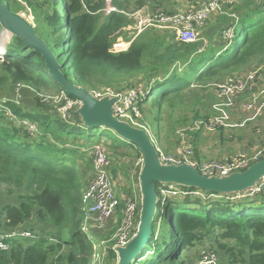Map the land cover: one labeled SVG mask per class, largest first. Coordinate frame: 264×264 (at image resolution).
I'll use <instances>...</instances> for the list:
<instances>
[{
	"label": "trees",
	"instance_id": "16d2710c",
	"mask_svg": "<svg viewBox=\"0 0 264 264\" xmlns=\"http://www.w3.org/2000/svg\"><path fill=\"white\" fill-rule=\"evenodd\" d=\"M112 1L113 6L123 10L117 0ZM30 2L35 5L36 14L37 6L45 10V21L52 30L49 33L60 35L53 39L54 44L63 46L68 37L61 33L56 12L58 2ZM61 2L65 29L70 33L66 57L71 56V61H65L64 53L59 54L63 72L74 77L73 83L89 88L95 87L93 82H100L101 78L102 86H106L120 83L123 75L141 77L142 82L147 81L145 96L149 98L144 100L145 96H140L135 106L148 105L153 118L165 107L178 112L181 104L192 109L194 105L187 99L193 98L199 86L205 90L204 87L221 81L227 70L233 73L245 69L264 51V17L261 16H264V4L256 5L252 1L233 6L231 13L237 17L225 15L218 25L219 31L216 28L207 32L209 45L204 51L200 52L202 41L185 42L171 31L162 34L163 30L150 29L129 50L118 53L111 51V36L135 21L131 24L126 14L112 12L102 23L97 13L103 1ZM232 30V38L226 39V32ZM216 36L219 39L214 43ZM9 49L11 56L2 61L5 74L0 76V84L24 83L41 91L46 86L73 97L49 75L39 52L18 37H13ZM136 85L131 84L132 88ZM28 95L32 98L30 102L23 100L17 104L7 99L0 106V190L4 191L6 202L0 208V230L17 232L18 236L8 250L0 251V264H89L94 239L81 228L85 217L83 191L89 184L86 176L92 173L90 168L93 170L88 147L92 138H100L101 127L85 126L76 111L66 120L58 108L42 102L36 93ZM210 98V94H202L190 100L205 102ZM32 103L37 105L28 107ZM8 111L15 119L27 118L38 124L40 134L31 135L11 119ZM208 117L200 111L195 115L197 120ZM204 192L219 197H174L166 202L170 223L159 233L153 222L152 238L141 254L143 258L135 263L186 264L188 256L183 252L207 240L216 249L214 252L221 254L223 264H264V191L236 201L223 197L227 194ZM170 235L173 244H167ZM110 251L114 258L116 253Z\"/></svg>",
	"mask_w": 264,
	"mask_h": 264
},
{
	"label": "rangeland",
	"instance_id": "374dc122",
	"mask_svg": "<svg viewBox=\"0 0 264 264\" xmlns=\"http://www.w3.org/2000/svg\"><path fill=\"white\" fill-rule=\"evenodd\" d=\"M2 1L7 3L12 11L15 12L25 11L28 15L30 14L28 8L26 9V7L19 2H15L14 0H2ZM101 1H103V5L100 11L97 13V15H100L102 17L103 19L102 23L105 21V18H107L112 12H118V13L122 12L128 16L129 21L132 24V22H134V19L129 14L139 4L138 1L141 0H117L118 3L121 4L123 10L117 9L116 6L106 7L105 0H99V2ZM142 1L147 2L149 0H142ZM190 1L191 0L187 1V5L189 4ZM111 2L113 3L112 0H108L107 4H111ZM34 7L35 5L32 6L31 13L34 15L37 33L44 40L49 42L50 46L53 48L57 56H59V54L63 52L64 60L71 61V56L68 55V57H66L68 53V46L70 43L69 41L70 33L68 32V30L65 29L67 28L66 24L64 23L65 11L61 0L58 1L56 12L60 18V22L62 25L61 33L64 34L66 37H68V39H66L63 46L54 44L53 38L55 39L59 38L60 35L59 32L58 33L55 32L53 35L49 33L52 32V30L49 29L48 23L45 21V10L37 6V8L39 9L36 14L35 11H33ZM212 16L211 17L214 19L213 23H216L217 25L221 24L222 20L225 19V17H223L225 15L219 14ZM256 16L258 17L259 13L256 12L255 17ZM261 16L264 17L263 15ZM150 29H155V28L138 30V28H135L134 24H132V25H128V27L124 28L123 30H121L120 28L117 29L111 36L112 38L111 51H113L114 53H118L121 51L129 50L132 44L136 40H138L137 38L140 35H142L144 32L146 33ZM160 31L162 32V30ZM163 31L164 32H162V34L170 32L169 29H164ZM232 35H233V30L230 31L228 34H225V37H228L226 39H230L232 38ZM201 36L204 38L202 42L207 47L209 45L208 33L205 30H203ZM12 39L13 36L9 32H4V29H2L0 26V55L3 54V49H4L3 47L9 48L11 46ZM218 39L219 37L216 36L213 40L214 43H216ZM8 52L9 53L6 54L5 57L11 56L10 49ZM3 60H4L3 58H0L1 77L5 74L2 65ZM255 68H261L262 71L261 87L263 88V91L261 92L263 93L261 94V98L264 100V52L261 53L256 60H253V62L249 63L245 69L235 70V72L233 73H230L228 70L224 72L221 75V81L226 80L230 77L239 76L243 74L246 70L255 69ZM69 79L72 82L73 81L75 82L74 77L69 76ZM93 83L96 84L95 87H90V88L86 86L83 87H85L90 92L97 90H104L105 88L110 87L114 89L116 93H121V94H126L123 91H127V89H130V91L134 90V92L137 93V96H145L147 92L146 90L147 81L142 82V78L139 76L130 77L128 75H123L120 79V83L109 84L106 86H102L104 83L103 78L100 79V82L96 80ZM131 84H137V85L135 86V88H132ZM204 89L205 90L202 89V86H199V88L196 89L197 91L193 92L194 94L193 98L190 99H195L197 97H200L202 96V94L203 95L210 94L211 98L206 100L205 102L187 99L189 100L188 101L189 104L194 105V107H192V109L190 110L184 108L181 104L178 107L179 108L178 112L177 110L172 111L169 108L165 107L162 113L157 114L156 118H153L152 109H150L148 105L143 104V106H141L140 108H138V106L137 107L134 106L136 107L135 110H133L132 107L130 112L127 113V117L123 120L131 122V124L136 127L145 129L149 133L156 148L160 150V152H162L165 156L179 157L182 158L184 161L195 163L200 166H202L207 161H211L215 159L226 161V160H231L233 158H237L238 154L243 153L245 150H247L246 147H250V143L254 144L253 147H257L256 151L262 150L264 148V109L263 112L260 114V116L258 115L252 116L256 118L255 120L253 119L254 121L252 122L250 120L247 122L245 121L244 123L242 122L236 123L234 126L225 125L222 127L217 126L213 128H210L208 126V123L204 122L198 128L195 127L196 122L205 120L204 118L198 120L195 119V115L197 114V111H200L202 116L204 115L211 116L213 114L212 105L213 102L216 100V94L214 96V87L213 85H209L208 87H204ZM32 92L36 93V95L38 96V98L42 100V102L48 103L51 106H54V108L56 109L57 108L61 109L60 107L64 101V98L59 97L62 94L61 91L56 92L51 87L48 88L46 86L42 87V91H41V89L37 90L24 83L13 84L10 82H5L0 84V106L7 99L12 102H16L17 104H22L23 100L25 101L28 100L30 102L32 101V98L28 94ZM147 98H149L148 95L144 97V100H146ZM239 98L241 101H237L236 104L238 106H240V102L245 101L247 97L240 96ZM33 104L37 105L36 103H32V104H28V107H30V105ZM181 107H182V111L180 110ZM241 110H243V107H236L234 112L230 113L229 117L232 119L231 124L236 119H243L245 113L244 111ZM146 114H148L149 116H147ZM145 117L150 118L151 119L150 122L147 121ZM255 121L257 122L260 121L261 123L253 124ZM181 124H183L184 126L183 128L182 126H180ZM104 128L105 127L100 128V132H101L100 138L99 137L92 138L93 141L90 144L91 147L90 145H89L90 148L88 147V154L89 156L92 157V162H93L92 146H94V144L98 141H102V142L104 141L108 144L106 147L108 149V153L111 159L110 168H111V175H113L112 178L115 184L114 189L117 198L120 202V205H122V207L121 209L118 207L115 215L113 216L110 222L109 227L106 230L98 229L93 219H91L89 223H87L86 226H87V230L89 231V235L94 239V245L89 250V262L90 263L92 262L94 253H99L101 256V260L99 264H118L117 254L114 258L111 257L110 250H112L111 248L115 243L114 236L121 223L124 201L128 197L139 196V194H141L138 175L140 172L139 167L141 166V163L143 161V155L133 144L122 140L113 131L104 132L103 131ZM39 131H40V127L37 126L38 134H40ZM114 134L119 139H116V136ZM112 138H114L117 141L116 142L117 144L113 142ZM123 142H125L126 144ZM186 144L189 146V148H191V152L189 153H187L184 150ZM179 152H182V154H180ZM90 170L92 171V173L90 172L88 176H86L88 182L93 175V170L91 168ZM3 194L4 191L0 190V208L2 205L6 203L4 201L5 196ZM223 197H226L228 200L232 201L230 199V196L228 195H224ZM85 208L86 207L84 205L83 207L84 214H86ZM158 219H159V223L157 224ZM153 221H154V225H156L157 231L160 233L161 229H164L167 226V224L170 223L169 214L165 212L161 213V207L158 206ZM167 230L169 231L170 229ZM168 237H170V240L167 242V244H171V243L173 244V240H171L173 236L170 235ZM208 249H213V251L214 250L216 251V249L212 247L211 242L205 240L204 242L199 243L198 245L185 250L183 252V255L188 256V261L186 264H197L200 261L199 259L201 258L200 257L201 254ZM173 252L174 250L172 248L171 253ZM149 256L150 255L145 256L144 258L147 259L149 258ZM218 256L222 262L221 254L218 253ZM135 262H133L132 264H138L141 263L142 261L138 263Z\"/></svg>",
	"mask_w": 264,
	"mask_h": 264
},
{
	"label": "built area",
	"instance_id": "2783aa9c",
	"mask_svg": "<svg viewBox=\"0 0 264 264\" xmlns=\"http://www.w3.org/2000/svg\"><path fill=\"white\" fill-rule=\"evenodd\" d=\"M21 3L28 8L30 14L25 11L19 13L23 15L30 23L35 25L34 15L31 13L32 4H43L45 0H14ZM57 2L59 0H56ZM245 1H252L256 5H263L264 0H191L187 7L182 11L168 12L163 9H158L152 12H147L143 7L136 8L130 12L135 21L134 26L138 30L155 28V29H169L175 34L177 39L185 42H198L204 38L201 36L204 28H206L208 21L212 15H226L237 17L235 13H231V8L236 4H240ZM110 5V4H108ZM109 7V6H108ZM230 11V12H229ZM4 32H7L4 30ZM230 31L226 32L228 34ZM3 54L0 58L5 59L7 54V47H3ZM206 46L204 45L201 51H204ZM261 68L248 69L239 76L230 77L226 80L213 83L214 91L216 94V100L213 102L212 109L213 114L204 121H198L195 123V127L198 128L204 122L208 123L210 128L217 126H234L236 123H244L245 121H252L256 118L254 115L260 116L264 109V100L261 98L263 88L261 87ZM92 93L101 98L106 95L112 97H118V101L115 106L119 111L120 119H125L127 113L131 108L136 109L135 102L140 96L134 90L126 93H116L114 89L107 87L104 90L92 91ZM251 95V96H250ZM240 96H246V100L240 102V107H243L245 115L243 119H236L232 124V119L229 117L230 113H233L236 107H239L236 103L240 100ZM61 98H64V103L61 105L59 113L66 120L72 118V112L76 111L82 105V101L76 97L69 98L62 93ZM8 115L12 120L23 125L27 132L36 136L37 126L35 122L30 119H15V115L8 111ZM256 116V117H258ZM131 123V122H130ZM238 126V125H237ZM39 127V126H38ZM93 147V175L89 181L88 187L83 191V202L85 205L86 214L81 224V228L87 233V223L91 219L94 220L95 225L100 230H106L110 221L115 215L120 202L117 198L114 189V181L111 175V159L108 153L106 145L102 141H98ZM158 150V149H157ZM184 150L189 153L191 148L186 144ZM161 162L163 164H189L197 167L199 171L206 176H227L234 172L244 171L253 163L264 158V148L255 152H243L238 154L237 158L231 160H211L205 162L202 166L195 163L184 161L182 158L165 156L160 150H158ZM182 154V152H179ZM144 160L139 167L140 171L143 166ZM140 174V172H139ZM139 176V175H138ZM179 186L175 183H161L158 185V205L161 210L165 208V204L169 199L174 197H219L216 194L206 195L202 189L190 188ZM264 191V177L258 182V184L243 193L227 194L232 201L241 200L247 196H254ZM140 206H141V194L139 196L128 197L124 201L123 214L120 226L114 236L115 243L112 246L114 251L115 247L126 246L137 232L139 218H140ZM25 235L31 236L29 232H24ZM18 238L17 232H6L0 230V251H6L11 246L12 240ZM101 256L99 253L93 254V260L89 264H99ZM200 261L197 264H223L218 254L213 250H206L201 254Z\"/></svg>",
	"mask_w": 264,
	"mask_h": 264
},
{
	"label": "water",
	"instance_id": "95a60500",
	"mask_svg": "<svg viewBox=\"0 0 264 264\" xmlns=\"http://www.w3.org/2000/svg\"><path fill=\"white\" fill-rule=\"evenodd\" d=\"M0 26L13 37L20 38L29 48L39 52L44 58L49 75L59 83L66 93L82 101L77 109L85 126L89 128L105 127L112 130L122 140L133 144L143 155V166L139 174L141 206L137 232L124 247L117 246L114 251L118 264H132L143 258L153 234V220L158 208V185L175 183L188 188L202 189L206 192L236 194L254 188L264 177V158L253 163L244 171L227 176H206L197 167L189 164H163L159 152L149 133L119 117L115 106L118 97L106 95L96 97L85 87L73 83L63 72V65L46 40L36 31L19 12L0 0ZM164 208L162 212L167 213ZM159 223V219L157 224Z\"/></svg>",
	"mask_w": 264,
	"mask_h": 264
},
{
	"label": "crops",
	"instance_id": "0c3cea01",
	"mask_svg": "<svg viewBox=\"0 0 264 264\" xmlns=\"http://www.w3.org/2000/svg\"><path fill=\"white\" fill-rule=\"evenodd\" d=\"M107 1L108 0H105L106 7H108V6L109 7H114L112 4L108 5L107 4ZM187 1H189V0H149L147 2H144V1L141 0V1H138L139 4L134 9L140 8V7H144V10L147 11V12H152V11L157 10V9H163V10H166L168 12H176V11H182V10H184L187 7ZM87 12H90V11L87 10ZM212 17H211L210 21L208 22L206 28H204V30L206 32H208L211 29L219 28V26H218L219 24L217 25L216 23H213L214 22V19ZM219 30H220V28L217 29V31H219ZM53 39H55V38H53ZM239 101H241V100H239ZM252 121H254V120H252ZM257 121H255L253 124H255V123H258L259 124V123H261L260 121L259 122H257ZM250 128H251V126H250ZM253 146H254V144L250 143V147H246L247 150H245L244 152H253V151H256L257 150V147H253Z\"/></svg>",
	"mask_w": 264,
	"mask_h": 264
},
{
	"label": "clouds",
	"instance_id": "9594fccd",
	"mask_svg": "<svg viewBox=\"0 0 264 264\" xmlns=\"http://www.w3.org/2000/svg\"><path fill=\"white\" fill-rule=\"evenodd\" d=\"M7 54H8V50H7Z\"/></svg>",
	"mask_w": 264,
	"mask_h": 264
}]
</instances>
